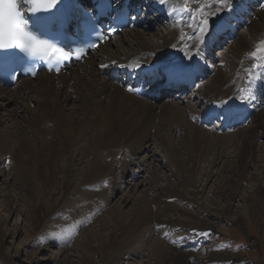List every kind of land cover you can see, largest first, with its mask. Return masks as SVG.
Listing matches in <instances>:
<instances>
[{
  "label": "bare ground",
  "instance_id": "6f19581e",
  "mask_svg": "<svg viewBox=\"0 0 264 264\" xmlns=\"http://www.w3.org/2000/svg\"><path fill=\"white\" fill-rule=\"evenodd\" d=\"M18 1L22 8L29 5L28 0ZM134 1L141 5L155 2V10L165 12L173 20L170 19L169 28L158 32L159 24L153 20L157 17L147 18L146 11L137 21L140 26L124 30L117 38L98 46L71 70L57 75L39 74L35 81L28 78L24 84L18 80L16 90L0 87V205L5 208L8 202L24 203L35 224L41 215L53 213L61 204L68 207V220L80 219L81 228L96 217L99 230H93L92 236L86 235L85 241H99L101 251L105 247L113 250L116 256L112 254L104 264L114 263L121 250L133 247L132 241H149L138 234L139 238L132 236L131 243L126 244L135 229L152 222L175 226V221L181 220L166 216L179 213L182 209L179 203L201 204L202 195L194 184L195 168L201 160L211 159L207 160L209 173H203L207 181L212 178L217 185L224 182L215 192L226 200V192L231 197L233 178H244L251 166L247 160L257 159L254 150L257 141H264V98L259 95L263 94L260 88L264 81L257 77L254 82L252 75H261V67L256 58L255 61L243 56L245 40L239 36L226 50L228 68L220 65L222 61L212 62L204 54L208 37H203L205 43L199 45L195 29L201 13L194 10L202 8L210 15L215 9L204 5H212L213 0H165L164 5L158 0ZM262 1L252 4L256 10L252 11L253 19L249 18L251 37L264 25ZM245 5V0H231V11H222L215 19L210 16V37L221 24L236 20L233 13L246 10ZM196 52L199 54L195 59L205 60L211 69L210 76L196 85L191 94L203 104L204 113L213 114L223 101L233 97L243 98L251 105L248 125L238 127L233 134H227L228 130L226 135L210 134L206 127H201L200 113L188 96L175 101L173 94L162 95L153 101L149 94L137 97L135 92L125 90V76L118 74L114 81L109 77L112 70L138 69L134 72L143 75V71L147 74L157 68H181L188 63L185 57ZM250 78L253 83L247 93L244 88ZM128 86L131 88L132 84ZM251 94L255 96L249 97ZM157 156L166 161L170 175L160 171L155 162ZM213 168L219 169L218 173L211 172ZM226 169L228 174H224ZM144 183L149 188L142 196H130L131 191ZM126 184L129 187L125 191L122 187ZM120 193L118 207L112 205L103 213L109 201ZM253 193L258 206L264 209V189L256 185ZM31 194L44 195L47 200L43 203L38 196L34 201ZM148 197L153 200L149 202ZM171 200L174 203H169ZM129 204L131 210L123 211ZM224 209L228 211L227 204ZM75 213L79 215L73 216ZM56 223L57 220L49 218L46 229ZM151 231L148 227L149 236ZM1 241L2 234L0 245ZM118 245L121 248L117 249ZM153 251L161 261L169 259L171 264H184L179 254L161 248Z\"/></svg>",
  "mask_w": 264,
  "mask_h": 264
},
{
  "label": "rangeland",
  "instance_id": "374dc122",
  "mask_svg": "<svg viewBox=\"0 0 264 264\" xmlns=\"http://www.w3.org/2000/svg\"><path fill=\"white\" fill-rule=\"evenodd\" d=\"M253 1L256 0H245V7L247 6V9L241 11V14L234 12L233 15L237 18L234 21H229V23L234 26L239 20V14L243 15L244 13H248V16L246 17L248 23L238 31L235 40H237L239 36L243 38L246 44L245 51L242 52L243 56H245V59L254 58L253 60L256 61V59L264 57V25L255 33V37H251V33L248 29L250 27L249 18L252 17V11L256 10L253 9ZM263 2L264 1L261 3ZM261 3L259 8H261ZM144 14H146V12H144ZM148 14L147 18H153L149 17ZM153 20L158 23L157 19L153 18ZM229 23L225 22L217 27L215 32L211 34L210 38L216 37L215 34L218 32L231 29V27L229 28ZM167 26L168 25L166 24L160 25L156 29L158 32H164L169 28ZM235 40L229 42L230 45L223 46L219 52H214L213 56L218 60L215 63L222 61V64L220 65L228 68L229 64L225 53ZM67 70H71V68ZM26 80H21L20 84H24ZM35 80L36 78L32 81ZM11 89L16 90V87ZM190 100L191 99L189 98V101ZM190 103L195 106L197 111L201 110L196 107L197 102L191 101ZM30 106H32V104ZM204 129L210 134L217 132L209 127ZM234 131L236 130L227 134H233ZM219 134L226 135V133ZM177 139L175 138V141ZM254 150L256 153L255 159L257 158L256 161L251 159L247 160V163L251 166H249L250 168L246 171L247 173H245L243 179L233 178L234 182L231 184L234 187L231 186L233 190L232 196L230 197V194H228L229 192H226L227 200L223 195L215 192L217 186L221 182L217 185L212 178L207 181V176H203V173H209L210 171L209 162H207V160H211L210 157H207V160H201L202 162L198 163L195 168V182L193 181L195 187L202 195L201 204L198 206H190L186 205V203H179L178 205L180 209L182 208L180 212L170 213L166 216L173 220L179 219L182 221L179 223L175 221V226L169 224L160 225L161 223L156 222L153 224L152 222L148 223L149 225L139 227L138 230L135 229V232L132 231V234H129L130 236H128L126 244H130L131 241L129 242V239L131 240L132 236L135 238L138 234L145 235V239L149 241H132L134 242L133 247H127V249L124 248L121 250L120 257L112 263L171 264L169 259L161 261V259H157L154 255L155 251L153 250H159L161 248L172 252L173 254H179L182 256L184 264H264V209H261L258 206L259 204L253 196L256 185H259L264 189L263 139L257 141ZM157 158L158 159L155 162L160 166V171L163 174L170 175L169 168H166V161L159 156H157ZM222 167L225 166L222 164ZM211 170L213 173H218L219 171V169L215 168ZM226 172L224 174H228L227 169ZM127 179L128 176L125 180ZM222 183H224L223 180ZM222 183L220 185H222ZM122 184L123 182H121V185ZM162 185H165V182L162 183ZM126 187L128 188L129 185H124L122 189L126 191ZM148 188L149 186L147 183H144L141 188L135 192L131 191L130 196L134 195L135 198L140 197L144 194V190ZM147 194L151 195V191H148ZM33 195L31 194V198L33 197L32 199H34V201L38 196L41 197L42 201H44V199L47 200L44 195ZM121 195L122 194L120 193L113 197L109 201V207L105 209L103 213L111 208L112 205L115 206L114 208H117L120 203ZM147 200L151 202L153 199L148 197ZM211 200L213 201L211 202ZM43 203H45V201ZM169 203H174V200L169 201ZM23 204L24 203L21 202H16L15 204L14 202H8L5 208L0 205V234L3 235V241H1L0 245V264H104L106 259H109L112 254L116 256V254L113 253V250L107 247L101 251L98 247L100 246L98 245L100 244L99 241H97L98 243H96V241H85L86 235L92 236L94 235V231L99 230V227H97V223L95 222L96 217L90 219L88 224L81 228L79 225L80 219L73 221L70 218L71 220H68V207H64V204H61L53 213L41 215L40 218H38L37 224H35L32 213L29 209L24 207ZM226 204L228 208L227 212L225 209L223 210V206ZM130 205L131 204L127 205L123 211H130ZM37 213L39 212L37 211ZM78 215L79 213H75L73 216L76 217ZM49 218L57 220L58 223H56L57 225L54 224L50 230L46 229ZM79 218H81V216H79ZM66 223H68V225ZM148 227L152 228L150 236L148 235ZM192 228L198 231L194 232V229ZM82 230L83 235L81 233ZM92 232L93 234L91 235ZM101 232L102 234H105L108 231ZM200 233H208L209 235H199ZM120 246L121 245H118L116 248H121ZM156 247L157 249H155ZM102 258L105 261H103Z\"/></svg>",
  "mask_w": 264,
  "mask_h": 264
},
{
  "label": "snow or ice",
  "instance_id": "6c2138e0",
  "mask_svg": "<svg viewBox=\"0 0 264 264\" xmlns=\"http://www.w3.org/2000/svg\"><path fill=\"white\" fill-rule=\"evenodd\" d=\"M28 2L34 3L35 0H28ZM49 2L55 4L57 0H49ZM4 3H8L14 6L15 0H0V5H3ZM106 3H108V0H97V11L102 12L103 6ZM158 3L164 5L165 0H158ZM208 7H213L215 9L210 15L208 13H205L202 8H198L194 10V11H199L201 13V16L196 19L197 26L195 29V31L198 34L197 39L199 41V45H203L205 43L203 37L210 38L209 32L210 30H212V25L210 24V16L212 19H215V17L219 16L222 11H231V0H213L212 5H207V4L204 5V8H208ZM84 15L89 16L90 14L88 12H85ZM22 23H23V17L18 11L15 12L14 15L10 12L8 17V29L7 32H5L4 11L2 8H0V49L15 46L25 51L29 56L40 55V44H30L27 42L33 38L27 37V35L23 33V30L19 27V25ZM188 26L191 27V25ZM110 31L114 32L115 29H111ZM5 41H7V43ZM97 46L98 45H91V47H97ZM49 47H51V52L53 53L58 51V49H56L54 46H49ZM198 54L199 53L196 52L192 56L185 57L188 63L182 64V71H184L185 73L195 72L194 61H195V57ZM66 55H70V54H66ZM76 58L79 59L80 57L77 56ZM131 70L138 71V69H131ZM164 71L169 72L170 68L165 67ZM249 83L251 84L252 81H250ZM127 90L129 92L134 91V89L132 88H128ZM243 102L244 101H241V103ZM199 235L207 236L209 234L200 233Z\"/></svg>",
  "mask_w": 264,
  "mask_h": 264
}]
</instances>
